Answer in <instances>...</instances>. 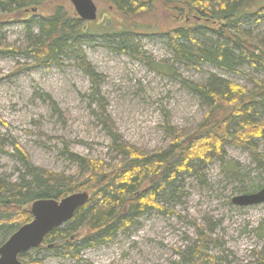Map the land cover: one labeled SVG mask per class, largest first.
Instances as JSON below:
<instances>
[{
    "label": "rangeland",
    "instance_id": "1",
    "mask_svg": "<svg viewBox=\"0 0 264 264\" xmlns=\"http://www.w3.org/2000/svg\"><path fill=\"white\" fill-rule=\"evenodd\" d=\"M55 1L74 10L68 0ZM253 1L257 9L264 7V0ZM93 2L97 6L95 26L112 24L115 32L126 29L120 28L121 20L110 5ZM142 12L134 20L151 28L137 32L139 53L171 66L172 76L157 74L137 55L116 52L114 38L107 35L112 30L104 28L81 40L82 50L98 75L95 84L69 60L60 67L31 68L33 59L29 56L0 53V179L16 182L25 174L14 154L15 144L27 155V167L79 181L84 168L72 163L68 153L114 165L121 160L115 143L152 153L168 146V130L193 132L207 106L187 84L204 86L214 76L250 94L256 82L264 83V67L256 65L243 64L231 72L211 64L197 71L188 69L175 60L168 47V11L154 5ZM30 20L33 24L28 32L20 19L9 17L0 34L5 50H23L38 35V18ZM241 23L253 43L262 48L264 16H252ZM201 39L216 41L210 33ZM18 66L29 71L15 74ZM254 116L257 121L264 120L257 107ZM254 145L264 154V138L255 140ZM224 154V163L232 169L213 160L201 168L202 181L195 175H184L172 197H158L159 204L173 214L151 210L110 238L100 240L106 235H97L90 241L81 228L85 219L74 220L60 228L74 230L69 252L61 248L66 242H56L38 253L29 251L26 257L36 264H253L258 253H264V204L242 208L231 200L254 193L256 186L264 188V172L256 167L247 149L226 144ZM233 170L237 174L230 172ZM200 235L208 239L203 252L215 261L195 254Z\"/></svg>",
    "mask_w": 264,
    "mask_h": 264
},
{
    "label": "trees",
    "instance_id": "2",
    "mask_svg": "<svg viewBox=\"0 0 264 264\" xmlns=\"http://www.w3.org/2000/svg\"><path fill=\"white\" fill-rule=\"evenodd\" d=\"M99 1L110 5L114 16L121 20L120 28L128 30L115 32L112 24L109 27L104 23L95 26L92 22H83L62 1L0 0V34L11 16L20 19L28 32L30 23L33 24L30 18H38V35L31 38L25 49L5 50L0 43V53L29 56L33 59L31 68L60 67L65 60H69L95 84L98 75L82 50L81 40L104 28L112 30L107 35L114 38L116 52L137 55L157 74L172 76L171 66L144 57L139 53V44L135 41L137 32L146 27L139 25L135 17L142 14V10L159 5L168 11L167 20L171 26L166 33L168 47L175 60L182 62L188 69L197 71L205 64L229 72L243 64L264 67V44L262 48L256 46L248 32L242 29L241 23L252 16H264V7L257 9L252 6L253 0ZM137 11L139 13L136 14ZM208 33L216 41L201 39ZM27 71L28 67L18 66L14 73ZM255 84L256 89L250 94L242 87L214 76L204 86L187 84V88L207 106L203 120L193 132L184 134L168 130V146L152 153L115 143V151L121 160L114 165L68 153L72 163L84 168V176L79 181H72L62 174L27 167V155L14 144V154L26 171L16 182L0 179V246L18 228L31 222L30 206L41 199L59 201L75 193H87L88 202L69 221L85 219L81 228L85 231L87 241L97 235H106L100 240L108 239L113 232L125 230L151 210L171 215L173 212L159 204L158 197H172L175 185L184 175L192 174L202 181L201 168L213 160L225 164L226 144L247 149L256 167L264 172V154L254 145L255 140L264 138V120L257 121L254 118L256 107L264 117V83ZM228 166L232 169L230 164L224 167ZM230 172L237 174L235 170ZM254 188V193L262 189L261 186ZM73 231L71 227L54 229L40 247L31 251L38 253L47 247L45 245L66 242L61 248L69 252L67 247ZM207 241L204 235L199 236L195 254L202 255L204 260L215 261L214 257L203 252ZM19 259L23 264H36L29 261L26 253L20 255ZM253 264H264V253H258Z\"/></svg>",
    "mask_w": 264,
    "mask_h": 264
},
{
    "label": "water",
    "instance_id": "3",
    "mask_svg": "<svg viewBox=\"0 0 264 264\" xmlns=\"http://www.w3.org/2000/svg\"><path fill=\"white\" fill-rule=\"evenodd\" d=\"M68 1L81 21H96L97 6L93 0ZM88 200L89 195L80 192L59 201L41 199L33 202L30 206L31 222L18 228L0 246V264H23L18 259L19 255L40 247L50 232L71 221ZM231 203L242 208L264 204V188L255 193L236 196Z\"/></svg>",
    "mask_w": 264,
    "mask_h": 264
},
{
    "label": "flooded vegetation",
    "instance_id": "4",
    "mask_svg": "<svg viewBox=\"0 0 264 264\" xmlns=\"http://www.w3.org/2000/svg\"><path fill=\"white\" fill-rule=\"evenodd\" d=\"M25 254V253H24ZM19 257H20V255H19ZM19 257H18V259H19ZM19 261H20V259H19ZM21 262V261H20Z\"/></svg>",
    "mask_w": 264,
    "mask_h": 264
}]
</instances>
